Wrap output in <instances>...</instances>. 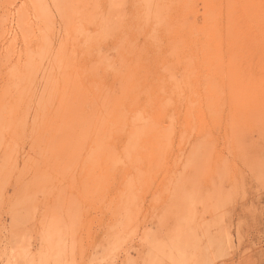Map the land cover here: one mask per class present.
I'll list each match as a JSON object with an SVG mask.
<instances>
[{"label":"rangeland","instance_id":"obj_1","mask_svg":"<svg viewBox=\"0 0 264 264\" xmlns=\"http://www.w3.org/2000/svg\"><path fill=\"white\" fill-rule=\"evenodd\" d=\"M0 264H264V0H0Z\"/></svg>","mask_w":264,"mask_h":264}]
</instances>
